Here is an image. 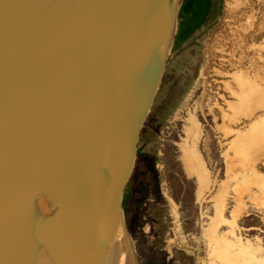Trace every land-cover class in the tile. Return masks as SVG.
I'll return each mask as SVG.
<instances>
[{
	"label": "rangeland",
	"instance_id": "rangeland-1",
	"mask_svg": "<svg viewBox=\"0 0 264 264\" xmlns=\"http://www.w3.org/2000/svg\"><path fill=\"white\" fill-rule=\"evenodd\" d=\"M214 1L141 124L119 208L136 264H264V0Z\"/></svg>",
	"mask_w": 264,
	"mask_h": 264
},
{
	"label": "bare ground",
	"instance_id": "bare-ground-1",
	"mask_svg": "<svg viewBox=\"0 0 264 264\" xmlns=\"http://www.w3.org/2000/svg\"><path fill=\"white\" fill-rule=\"evenodd\" d=\"M156 3L127 23L119 38L106 41L112 104L100 139L99 209L90 264H136L112 197L128 107L134 98L137 108L145 103L174 30V7L160 9ZM100 71L94 61H85L77 69L74 86L80 96L65 99L52 122L37 123L17 175L5 187L0 184V264H80L90 203L82 172L89 159ZM32 82L28 78L16 82L0 100V136L16 109L31 96ZM69 109L72 114L68 116ZM15 136L0 150V183L15 148ZM71 137L81 158L75 169L67 150Z\"/></svg>",
	"mask_w": 264,
	"mask_h": 264
},
{
	"label": "water",
	"instance_id": "water-1",
	"mask_svg": "<svg viewBox=\"0 0 264 264\" xmlns=\"http://www.w3.org/2000/svg\"><path fill=\"white\" fill-rule=\"evenodd\" d=\"M182 1L176 0L175 4L173 0H0V100L16 82L26 78L33 81L31 96L25 102H20L1 132L0 150L16 135L15 148L0 183L3 187L17 175L37 123L52 122L66 100H76V95L80 96L74 86L75 80L77 83V69L85 61H94L101 69L97 79V103L89 159L82 172V185L90 203L80 264H90L92 254L94 226L99 209L96 175L100 139L112 104L109 90L111 68L106 41L119 38L125 32L127 23L137 15L144 14L156 2L155 6H160V9L172 5L175 18L178 17ZM177 29L175 19L171 41L160 56L145 103L137 108V99L134 98L122 124L119 168L112 197L113 204L119 208L136 155L141 124L150 108ZM71 111L69 109L66 112L68 116L72 114ZM1 113L3 109L0 106V116ZM67 150L71 167L75 169L81 158L72 137ZM123 229L128 236L124 222Z\"/></svg>",
	"mask_w": 264,
	"mask_h": 264
},
{
	"label": "trees",
	"instance_id": "trees-1",
	"mask_svg": "<svg viewBox=\"0 0 264 264\" xmlns=\"http://www.w3.org/2000/svg\"><path fill=\"white\" fill-rule=\"evenodd\" d=\"M214 0H183L179 9V23L175 37V47L182 44L198 29L211 13Z\"/></svg>",
	"mask_w": 264,
	"mask_h": 264
}]
</instances>
